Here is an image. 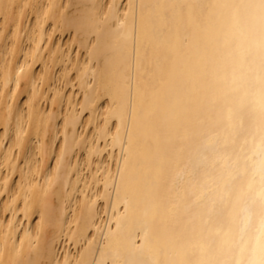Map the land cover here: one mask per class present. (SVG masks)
Returning <instances> with one entry per match:
<instances>
[{
  "label": "bare ground",
  "instance_id": "6f19581e",
  "mask_svg": "<svg viewBox=\"0 0 264 264\" xmlns=\"http://www.w3.org/2000/svg\"><path fill=\"white\" fill-rule=\"evenodd\" d=\"M0 264H264V0H0Z\"/></svg>",
  "mask_w": 264,
  "mask_h": 264
}]
</instances>
